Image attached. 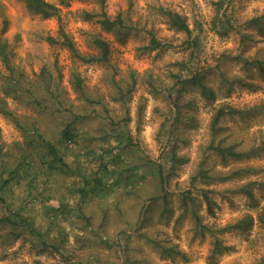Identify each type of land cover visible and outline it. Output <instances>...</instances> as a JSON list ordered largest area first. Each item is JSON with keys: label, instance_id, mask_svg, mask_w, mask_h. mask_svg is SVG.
<instances>
[{"label": "rangeland", "instance_id": "obj_1", "mask_svg": "<svg viewBox=\"0 0 264 264\" xmlns=\"http://www.w3.org/2000/svg\"><path fill=\"white\" fill-rule=\"evenodd\" d=\"M47 1L59 8L61 21L32 12L24 0H0V35L8 19L4 36L12 48L16 73L42 93L45 83L40 73L47 70L60 81L68 106L86 116L77 127L80 134L94 136L78 157L87 175L92 176L102 163L112 171V159L120 155L125 162L142 165L137 174L146 177L134 183V193L126 192L120 183L114 191L90 193L86 198L79 193L81 178L75 183L69 179V186L62 189L66 201L62 206L61 201L56 203L59 209L54 211L42 193L48 188L45 177L33 170L28 181L19 173L7 188V202L13 212L34 222L50 247L23 226L3 222L9 207L0 201V264L261 261L264 225L258 216L264 206V72L257 61L264 66V0H106L104 8L97 0ZM163 7L187 18L194 35L200 36L198 52L185 43V32L170 27ZM104 12L111 19L123 18L125 35L103 27ZM61 25L79 54L87 58L99 55L94 38L105 39L111 49L109 63H86L68 47L50 44L48 36L61 42ZM152 35L162 47L146 48ZM195 73L215 91L216 99L202 96L198 84L191 81ZM8 78L0 58V101L23 123H37L50 137L58 134L68 114L37 109L25 95L7 90ZM120 89L128 91L124 99H120ZM224 105L236 111L221 119L214 134L213 117ZM119 132L130 140L124 135L117 139ZM26 139L14 120L0 110V157L13 162L19 152L16 144H25ZM220 140L237 143V150L245 154L224 161L209 149L210 143ZM173 151L184 161L174 163ZM74 159L67 155L69 162ZM148 160L170 172L167 185L147 175L150 169L142 163ZM201 169H209L213 177L193 182ZM236 170L242 172L223 178ZM205 192L213 202L212 212ZM167 193L170 210H164ZM186 193L194 199L187 208L183 204ZM194 211L201 218L200 225ZM247 216L252 217L250 225L237 227Z\"/></svg>", "mask_w": 264, "mask_h": 264}, {"label": "trees", "instance_id": "obj_2", "mask_svg": "<svg viewBox=\"0 0 264 264\" xmlns=\"http://www.w3.org/2000/svg\"><path fill=\"white\" fill-rule=\"evenodd\" d=\"M100 5L104 8L106 0H97ZM26 6L29 10L35 13L41 14L43 17H57L61 21L60 10L57 6L50 3L47 0H24ZM162 13L167 19V23L171 28L185 32L188 35V39L185 42L190 48L193 49V52H198L201 48V40L200 36L194 35L192 29L190 28L187 18L180 14L179 12L172 10L170 8H162ZM102 19L100 20L103 27L107 30H114L118 35L122 36L126 33V24L121 16H117L115 19H111L105 12L102 14ZM264 18V15L262 16ZM257 18L254 19V22H257ZM9 28L8 19L4 20L2 32L0 35V58L7 70L9 71V78L7 82V90L12 93L21 95H25L28 101L32 103L37 109L45 110L51 109L56 110L58 112H65L69 116L68 122L60 129L59 133L54 137H50L46 132H43L37 126V123L26 124L23 123L17 116L14 114V111L9 109L6 106L5 101H0V110L2 113L11 117L16 125L22 129V131L26 134L27 139L25 144H16V148L19 151L17 157L11 161L8 157L1 155L0 157V201L9 207V214L4 216L1 220L3 222H9L10 224L16 226H23L24 229L29 230L33 234H35L38 238V241L46 247H50V243L45 238V236L40 232L33 221L29 220V218L23 216L17 210L13 212V209L10 207L11 204H8L7 195H9V191L7 188L10 187L11 183L16 180V175L19 173L24 174V179L28 180L26 177H33V170L37 171L38 175H42L45 177V184L48 186V190L44 187L43 194H46V197L52 203L53 210H57L59 208H55L57 206L56 203L61 201L62 203L66 201V196L64 193L62 194V189L65 186H69L67 183L72 180L75 183L77 178H81L82 185L79 186V193L83 198H86L88 194L94 193L99 194L101 192H111L114 191L117 185L120 183L123 184V189L130 193L131 191L134 193L136 190L134 187V183L140 181V178H145L146 175L137 174V171L140 166L137 163L133 162H125L118 155L112 159V171L109 169V165L106 163H102L99 169L92 175H87L83 167L78 163V157H80V149L85 147V143L87 140H92L94 136L92 134H88V132H83L80 134L78 132L77 124L79 121L86 118L79 113H76L72 109V105L67 104L69 101L66 97L62 96L60 81L53 78L51 74L47 70H42L40 73V77L44 78V87L45 92H36L29 86L27 81H24L23 75L16 73L15 68L12 64L13 52L12 48L9 44V41L4 36ZM60 35L62 37L61 42L54 38L53 36H48L47 41L52 44H60L61 46H66L70 49L78 58L86 63L92 62H103L109 63L110 61V45L109 43L103 39L101 36H96L93 40L94 45L99 50L98 56H91L89 58L82 56L79 54L77 48L75 47L74 42L68 36V34L64 31L63 26H60ZM163 44L160 42L154 35H152L150 44L146 46L149 50H155L162 47ZM195 53V52H194ZM259 70L264 72L263 62L257 61ZM194 84H198L201 94L204 98L208 100L216 99L215 91L207 86V84L199 77L198 73H195L191 78ZM76 83L78 85V89L80 92L83 91L82 82L79 78L76 79ZM36 87V86H35ZM128 91L120 89L119 95L120 99H124L127 95ZM85 95V94H84ZM85 97V96H84ZM88 99V98H87ZM89 101H93L92 99H88ZM228 106H220L214 117H213V130L214 134L217 133L220 129L218 126L221 119L226 114H232L236 110L228 109ZM114 122L112 126H116ZM117 128L113 129L114 134L116 133ZM57 133V132H56ZM124 135L127 139L129 137L123 132H119L116 134V138L120 139ZM130 140V139H129ZM127 146V145H126ZM237 143L225 144L224 140H220L218 144L215 142L210 143L209 149L213 150L217 154H219L224 161H228L230 158H240L245 152L237 150ZM67 155L74 156V160L68 161ZM171 160L174 163L184 161V157H179L173 151L171 152ZM143 166H147L150 171L147 175H152L154 177H159V182L161 186H165L168 183L170 172L165 170V167L158 162H154L152 160H148L142 163ZM26 168H23L25 167ZM241 170H236L231 174L224 175L223 178L227 179L232 175H236L241 173ZM112 173V178H111ZM36 174V176H37ZM35 176V177H36ZM209 169H201L197 172V174L193 177L192 181H197L198 179L206 181L212 178ZM134 178V179H133ZM29 181V180H28ZM18 182V181H17ZM30 183V182H29ZM72 185V184H71ZM30 187V185H29ZM10 189V188H9ZM245 189V188H244ZM248 189V188H247ZM212 191V190H211ZM248 193L249 197L253 199L252 192L248 189L245 190ZM32 191L29 190L28 193ZM60 192V193H59ZM208 209L212 212V200L208 195V192L204 193ZM183 204L187 208L189 206V201L192 200L193 197L186 193L183 195ZM164 205L165 209L168 210V193L164 196ZM150 207V206H149ZM148 207V209H149ZM258 206H255L257 208ZM170 210V209H169ZM194 218L196 219L197 224H201L200 216L194 211ZM88 219L89 216L84 214V218ZM259 220L264 225V206L262 207L259 213ZM252 220L251 216H247L244 220L238 222L236 224L237 227H244L250 225V221ZM205 228V226H202ZM20 235V234H19ZM19 235L14 236V238ZM164 249H167L163 246ZM255 264H264V258L255 263Z\"/></svg>", "mask_w": 264, "mask_h": 264}]
</instances>
